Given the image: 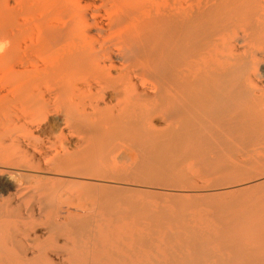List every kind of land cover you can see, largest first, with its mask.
<instances>
[{"label":"bare ground","instance_id":"6f19581e","mask_svg":"<svg viewBox=\"0 0 264 264\" xmlns=\"http://www.w3.org/2000/svg\"><path fill=\"white\" fill-rule=\"evenodd\" d=\"M0 264H264V0H0Z\"/></svg>","mask_w":264,"mask_h":264},{"label":"rangeland","instance_id":"374dc122","mask_svg":"<svg viewBox=\"0 0 264 264\" xmlns=\"http://www.w3.org/2000/svg\"><path fill=\"white\" fill-rule=\"evenodd\" d=\"M128 161H126V160H119L118 161V164H117V168H109V169H111V170H109L108 168H106V170L104 171V170H102V172L103 173H105V172H109V173H106L105 174V177H107V180L108 181H110V182H112V183H116V184H134V185H137V186H140V187H144V186H146V187H150L151 186V189H156V190H160L159 188L160 187H163L162 189H176L175 188V186H178V188H179V186H181V185H175L174 183V188L172 187H169V185L171 184V186H172V183H170V182H168V183H162V185L161 184H159V186H158V184H154V183H149V182H147V180L146 179H143L142 177H137V176H134V175H131V174H128V173H126V172H124V171H121V170H117V169H121L122 167H126L127 166V163ZM115 169V170H114ZM97 172H101V171H96V173ZM111 172V173H110ZM120 172V173H119ZM123 172V173H122ZM109 176V177H108ZM111 176V177H110ZM136 177V178H135ZM120 179V180H119ZM123 179V180H122ZM125 179H127V180H125ZM131 179V180H130ZM140 179V180H139ZM142 179H143V181H142ZM206 179V178H205ZM133 180V181H132ZM136 180H138V181H141L140 183L138 182V181H136ZM146 181V182H145ZM193 181L196 183V184H199V185H197V186H202V185H205L206 183H203L202 182V180H201V178L199 179V178H193ZM130 182H132V183H130ZM134 182V183H133ZM137 182V183H136ZM144 183V184H143ZM168 184V185H167ZM202 184V185H201ZM183 185V184H182ZM207 185V184H206ZM68 185H64V187L63 188H66ZM222 186H227V185H222ZM153 187V188H152ZM159 187V188H158ZM69 199H71V198H69ZM68 198H63V199H59V201H58V209H59V214L61 215H65V216H67L68 214H75V215H77V216H79V215H81V214H83V211L81 212L80 210H77L75 207L77 206L78 207V205H79V203H80V205H81V202H78V200H77V198L76 199H72V200H69ZM63 202H62V201ZM67 202V203H64V202ZM72 201V202H71ZM74 201V202H73ZM80 201V200H79ZM85 201V200H84ZM83 201V202H84ZM72 203V205H73V203L76 205L77 204V202H78V204L74 207V206H72V207H74V208H70L68 205H66V204H68V203ZM62 203H64L63 205H62ZM71 203H70V205H71ZM60 204V205H59ZM65 205V206H64ZM79 205V206H80ZM69 207L70 209H72V210H70L69 208H67V207ZM69 209V210H68ZM60 210H62L61 212H60ZM72 212V213H71ZM77 213V214H76ZM60 220V222H62V223H64V221L66 222V218H64V217H61V219H59Z\"/></svg>","mask_w":264,"mask_h":264}]
</instances>
